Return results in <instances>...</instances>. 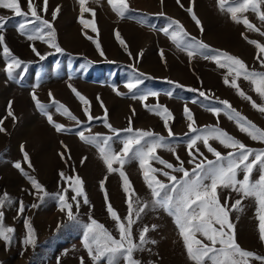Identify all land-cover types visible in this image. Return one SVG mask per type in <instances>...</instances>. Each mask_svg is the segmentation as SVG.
I'll return each mask as SVG.
<instances>
[{"label":"rangeland","instance_id":"obj_1","mask_svg":"<svg viewBox=\"0 0 264 264\" xmlns=\"http://www.w3.org/2000/svg\"><path fill=\"white\" fill-rule=\"evenodd\" d=\"M27 2L28 0H20L25 12L28 11ZM33 3L37 6L39 15L52 24L56 41L64 51L58 53L41 40L27 38L41 27L39 21L28 25L26 34L22 35L18 31V25L32 17H18L12 11L0 8V16L6 19L3 29L5 43L16 57L25 62L16 72L17 79L10 80L5 71L6 60L0 49V120L3 121L0 126L6 130L0 132V196L6 192L12 201L2 209L3 223L15 230L10 242L0 239V264H81V257L84 264H92L82 244V228L73 227L65 213L59 211L55 197L68 187L60 178L61 172L65 176L78 175L83 181L89 203L84 204L83 199L78 198L80 207L77 212L73 202V211L77 213L78 219L82 223H88L91 216L119 238L116 224L106 211L105 195L100 189V182L107 177L105 189L109 202L119 216L124 218L128 215V206L122 180L118 172L108 173L98 150L82 142L77 135L78 132H84L85 135H113L104 126L105 118L117 130L129 127L131 121L133 129L165 137V142L174 148V152L159 148L157 155L173 165H178L176 157L179 156L190 172L194 165L188 163L191 157L188 155L187 142L195 133H189L190 121L184 114L185 107L193 114L194 127L202 129L205 126H216L252 150L264 149V143L254 141L239 131L236 123L229 120L223 112L217 117L210 111L211 108L223 109L224 105L220 101H228L242 116L264 130V114L254 109L249 101L242 99L235 89L223 82L228 70L205 59V55H211L207 50L190 58L187 51L177 48L163 32L170 20L179 21L191 37L202 40L212 49L226 51L238 57L249 70L264 72V66L257 59L259 50L244 39L247 36L249 40L264 45V36L260 32L248 30L243 23L233 22L229 13L219 9L217 0H180L179 4L177 0H163V4L161 0H127L130 11L123 18L117 16L108 0H88L86 7L94 10L95 16L91 12H85L83 19L94 22L96 32L80 23L79 0H47L46 11H43L44 0H33ZM189 7L193 8L201 21L203 32L186 11ZM57 8L59 12L53 19V12ZM261 10L264 11V5H261ZM238 15L246 16L256 28L264 32V23L256 13L248 11ZM117 30L127 45V51L116 38ZM93 41L99 42L103 56ZM32 46L46 58L40 60L33 53ZM260 55L264 58V54ZM139 73H144L149 78L140 77L143 83L129 92L125 85L139 76ZM231 79L232 76H229V80ZM237 82L253 101L264 104L250 81L241 77ZM69 85L78 90L89 103L82 104ZM114 89L121 95H117ZM33 91L41 103L49 106L48 111L53 120L64 125L66 131L57 132L48 123L47 117L37 109L32 100ZM200 91L205 92L206 97H201ZM145 93L158 95H149L144 101L133 98ZM52 98L66 106L80 123L77 124L57 112L56 105L51 102ZM10 102L15 119L8 116ZM85 107L94 118L91 121L85 114ZM152 107L169 110L172 116L167 118L168 128L165 127L162 115L148 110ZM169 129L174 134L171 137L168 136ZM126 135L121 131L119 137L113 136L114 150L122 148L121 141ZM209 143L224 156L232 151L216 140L210 139ZM21 146L29 156L31 168L24 161ZM197 147L204 154L201 157L193 150L198 160L204 157L215 160L203 143L198 142ZM61 153L64 154L63 158ZM85 157L87 159L81 163ZM16 162H20L24 170L50 194L43 202L37 199L28 179L14 167ZM150 163L155 168H163L156 161ZM123 170L135 190V197L141 203H149V207L133 225V238L137 243L140 231L145 226L149 227L146 234L148 242L143 245V250L134 253L135 259L139 264H194L187 256L174 218L162 208L151 205L153 198L143 180L138 161L130 160ZM173 174L178 177L182 175ZM242 175L241 172L238 178L242 179ZM258 176L259 172L254 171L253 179ZM158 178L167 183L162 175ZM218 191L222 204L231 205L236 199H240L237 193L230 190ZM68 195L70 199V190ZM21 201L25 206L22 214L18 211ZM33 204L38 207H32ZM257 208L254 197L244 198L241 210H231L229 216L240 247L264 256V242L259 239ZM25 220L30 221L35 230L34 246L23 243L27 235ZM153 225L156 226L154 230ZM102 264H106V261ZM251 264L260 262L252 261Z\"/></svg>","mask_w":264,"mask_h":264},{"label":"snow or ice","instance_id":"obj_2","mask_svg":"<svg viewBox=\"0 0 264 264\" xmlns=\"http://www.w3.org/2000/svg\"><path fill=\"white\" fill-rule=\"evenodd\" d=\"M194 2V0H193ZM81 6V19L80 23L85 28L91 27L93 32L97 31V28L92 21L83 19V13L91 12L93 17L95 12L92 9L86 7L88 0H79ZM113 11L117 16L123 18L129 11L130 6L127 0H108ZM163 4V0H161ZM180 3V0H177ZM219 9L222 12L230 14V18L235 23H243V25L250 31L260 32V35L264 36V32L256 28L246 16L238 15L248 11H252L257 14L258 19L264 23V11L261 10V5H264V0H217ZM182 6V5H181ZM28 11L25 12L20 4V0H0V8L8 9L18 17H28L32 19H25L24 22L18 25V31L24 35L28 25L34 24L36 21L40 22L41 27L37 28L34 32L28 35L29 40H41L46 43L50 48L55 49L58 53H63V49L56 41L55 29L52 24L44 20L38 12L37 6L33 3V0L27 2ZM47 10V0H44L43 11ZM192 20L195 21L201 32L203 28L201 21L197 18L192 7L186 9ZM59 8L53 12V19L56 18ZM163 15V13H160ZM6 24V19L0 16V49L6 60L5 71L7 72L10 80H16V72L25 65V62L16 57L8 48L5 43V37L3 35V29ZM48 29V31H45ZM163 32L169 39L182 51H187L188 56L191 58L197 53L203 54L205 50L211 53V55H205V59L212 60L218 67L226 68L228 74L224 77L225 85H228L236 90L237 95L242 99H245L251 103V106L264 114V104H257L252 98L240 88L238 79L243 78L246 81H250L254 86V91L264 101V72H256L249 70L247 65L238 57L232 56L226 51L218 49H212L208 44L202 40H198L196 37H191L189 33L183 28V26L176 20H170L167 27L163 29ZM116 38L120 45L127 51V45L123 39L120 38L118 30L116 31ZM243 35V34H242ZM91 39V37H87ZM249 44L254 45L259 54L257 59L260 60L261 65L264 66V58L260 54H264V45L255 40H249L247 36H244ZM100 55L104 53L98 41H93ZM32 51L40 60L46 58L45 55H41L37 49L32 46ZM131 56V53H128ZM161 58L163 59V52L161 51ZM26 71V68H24ZM229 76L232 79L229 80ZM140 77H146L144 73H139V76L130 80L125 87L129 92H133L143 80ZM183 87L182 85H177ZM69 88L75 94V96L87 105L89 102L86 98L72 85ZM196 91L194 89H190ZM114 91H117L114 89ZM117 95H121L117 91ZM149 95L156 96L157 93H145L140 96H133L134 99L144 101ZM201 97H206L205 92L200 91ZM51 97V93H49ZM32 100L35 102V106L40 110L42 114L47 117L48 123L52 125L57 132L66 131L65 126L56 123L53 120L52 115L49 113V106L40 102L35 94L32 93ZM52 104L56 105V111L66 115L69 119L78 121L70 110L55 101L51 100ZM224 105V108H211L210 111L217 117L224 113L227 118L234 121L239 131L247 134L252 140L264 143V130L260 129L253 122L242 116L236 109H234L228 101H220ZM158 115H162L165 118V127L168 128L167 118H170L172 114L167 108L152 107L148 109ZM85 114L88 116V120L94 119L88 114V108H84ZM184 114L190 123L188 124L189 133H195L187 142L188 155L191 157L188 163L193 164L194 167L191 172L184 167V161H181L179 156L176 157L179 161L178 165H173L170 162L165 161L159 155H157V149L166 148L168 151L174 152V148L165 142V137L154 134L150 131H144L141 129H133L131 127V121H129V127L123 130H117L112 127L111 124L104 120V126L107 127L113 135L102 136L100 134L85 135L84 132H78L80 140L85 144L94 146L100 155V158L108 173L118 172L122 180V188L126 194V203L128 206V215L121 218L118 212L112 207L109 202L107 191L105 189V180L100 182V189L105 195L106 211L109 217L115 222L119 238L112 235L104 225L99 223L93 217L89 216L88 223H82L77 213L73 211V202L75 203L77 212L80 207V199H83L84 204H88L89 200L84 191L82 179L76 176H65L63 172L59 173L61 180L68 184L67 188H64L60 193L56 195V199L59 205V211L65 213L67 220L73 227L82 228V244L87 251L92 264H102L106 261V264H139L134 257V253L139 250H143V245L147 243L146 234L149 232V227L145 226L139 233V243L133 238V225L140 218L141 214L149 207L148 202L141 203L138 197H135V190L132 188L131 182L123 170L124 165L130 160H136L139 163L143 180L147 188L151 192L153 207L162 208L170 216L174 218V223L179 229V234L183 240L184 247L188 258L194 262V264H251L252 261H259L260 264H264V256H259L251 251L244 250L237 243L234 233V225L230 221L229 213L231 210L239 211L240 205L244 198L254 197L257 204L259 225V239L264 242V149L255 151L248 148L240 140L234 138L226 131L216 126H205L204 128H197L193 125L195 120L190 110L185 107ZM107 113L105 112V117ZM8 116L13 119L14 113L11 110V102L9 103ZM98 119V118H97ZM3 121L0 120V125ZM6 131L0 126V132ZM123 131L127 135L121 141L122 148L116 151L112 147L113 136L119 137L120 132ZM174 134L171 129L168 130V136L171 137ZM213 139L218 141L225 148L232 149L227 156H224L216 148L212 147L209 140ZM198 142L203 143L207 151L210 152L215 160H208L204 157L201 160L197 159V155L203 157V153L200 152L197 147ZM195 150V153L193 152ZM21 151L24 153V161L27 162L28 167L31 168V162L27 152L24 151L21 146ZM64 154L61 153L63 158ZM250 157L252 159L250 160ZM71 157L69 156V159ZM87 158H83L81 163ZM156 161L163 168H155L150 163ZM118 165V167H114ZM14 167L18 169L23 176H25L32 188L37 194V199L43 202L50 194L33 176L29 175L24 170L20 162H16ZM170 170V171H169ZM254 171L259 172V176L253 179ZM243 173L242 179L238 178L240 173ZM173 173H181V176H176ZM162 175L167 179V183L158 178ZM230 190L240 196V199H236L235 203L228 205L222 204L220 200V193L218 190ZM69 190L72 195L69 199ZM71 201V202H70ZM12 201L8 196V193H4L0 196V239L5 242H10L12 239V233L15 231L11 227H6L3 223L4 213L2 209L6 204H11ZM32 207H38L33 204ZM18 211L22 214L25 211L23 202H20ZM25 228L27 235L23 241L25 245H35V230L33 229L30 221L25 220ZM217 225L219 227H217ZM60 225H58L59 230ZM155 225L152 229H155ZM200 237H203L201 239ZM205 240L207 243H205ZM152 243H155L152 241ZM219 245V247H217ZM81 264H84L83 257H81Z\"/></svg>","mask_w":264,"mask_h":264}]
</instances>
